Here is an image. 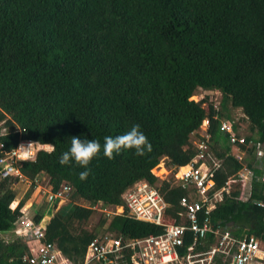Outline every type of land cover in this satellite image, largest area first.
<instances>
[{"label": "trees", "instance_id": "obj_1", "mask_svg": "<svg viewBox=\"0 0 264 264\" xmlns=\"http://www.w3.org/2000/svg\"><path fill=\"white\" fill-rule=\"evenodd\" d=\"M211 92L220 94L218 106L210 95L192 100ZM232 110L242 112L234 134L246 127L240 149L263 164L264 154L255 152L260 144L264 153V0H0V157L20 141L55 147L17 167L29 187L42 178L53 191L71 187L70 203L56 211L54 204L47 217L44 200L32 217L44 227L45 241L71 264L82 263L98 235L123 240L163 232V226L127 215L106 221L80 206L120 205L138 181L153 185L165 200L163 225L184 222L179 201L188 192L174 175L196 155L194 137L204 121L214 161L206 157L198 166L214 182L210 196L221 191L243 168L230 153V135L218 131ZM134 124L151 152L124 150L108 159L101 151L85 181L75 162L59 163L72 137L103 145L106 136L124 134ZM161 163L171 171L169 182L152 173ZM262 168L247 164L245 199L221 191L210 200L213 229L264 244ZM17 180L0 178V264H24V245L2 238L24 216V201L12 205L10 186ZM185 242H193L190 234ZM214 243L207 234L194 245L208 251ZM118 264L133 263L126 253ZM209 264H231V255L216 253Z\"/></svg>", "mask_w": 264, "mask_h": 264}, {"label": "built area", "instance_id": "obj_2", "mask_svg": "<svg viewBox=\"0 0 264 264\" xmlns=\"http://www.w3.org/2000/svg\"><path fill=\"white\" fill-rule=\"evenodd\" d=\"M233 126L234 124L228 120L220 121L218 131L221 134L230 135L229 142L238 152L235 158L238 161H243L240 155L244 156L246 153L240 149V145L245 144V139L234 134ZM207 127L208 122L204 121L196 134L202 139L194 137L196 155L185 166L179 167L174 175L175 184L188 192V195L179 201L184 222L163 225L162 217L167 204L159 191L145 180L138 181L129 187L122 194L120 205H105L101 202L92 205L80 204V206L100 214L106 221L117 216L127 215L138 221L164 227L161 234L143 238L122 240L108 233L98 235L88 244L81 264H118L120 258L122 259L123 254L126 253L133 264H209L216 253L231 255V264H253L256 260H264V244L258 239L251 236L240 240L229 231L213 229L210 224V200L219 199L221 191L228 192L227 187L231 181L238 178L247 180V178L243 172L245 169L242 168L225 183L221 191L210 196L214 182L198 166L209 156L207 153L209 139ZM21 144L25 146L34 144L30 155H22L16 151ZM44 147L35 142L20 141L14 149L3 153V156L0 157V178L13 177L21 182L27 181L20 173L17 164L22 161L34 160L36 154L44 150ZM256 151L258 156H263L260 144L257 145ZM157 169L152 171L153 175L169 182L168 177L163 178L156 175ZM35 183V188L39 189L43 199L50 205L71 202V187L68 184L53 191L47 183L40 185L39 180H36ZM8 233L13 234L15 238L7 242L19 241L24 245V253L21 255V261L24 264H71L52 244L45 241L44 227L34 223L32 218L24 215L15 228ZM187 234L192 236V243L185 242ZM207 234H212L215 237L214 245L208 251L196 249L195 241L204 239ZM182 248L184 249L181 250Z\"/></svg>", "mask_w": 264, "mask_h": 264}, {"label": "clouds", "instance_id": "obj_3", "mask_svg": "<svg viewBox=\"0 0 264 264\" xmlns=\"http://www.w3.org/2000/svg\"><path fill=\"white\" fill-rule=\"evenodd\" d=\"M33 145L25 146L21 144L16 151L22 155H30ZM43 146H46L50 151L55 150V147L51 144H44ZM124 150H135L138 156H143L146 152L152 151V145L141 131L139 124H134L128 131L119 136H106L103 145L95 139L88 140L72 137L70 139V147L61 154L59 163L61 165H70L75 162L76 165L84 169V171L80 172L79 178L85 181L91 175L89 165L94 158L100 155L101 151H103L105 157L113 159L114 155H119Z\"/></svg>", "mask_w": 264, "mask_h": 264}, {"label": "rangeland", "instance_id": "obj_4", "mask_svg": "<svg viewBox=\"0 0 264 264\" xmlns=\"http://www.w3.org/2000/svg\"><path fill=\"white\" fill-rule=\"evenodd\" d=\"M204 95H210V98L215 103V105L216 106L219 105L220 94L218 92H211V93H207V94L201 93L197 96L192 97V100L198 101V100L202 99L204 97ZM231 112H232V114L228 120L234 124V123H236L238 118L242 117V112L240 110H232ZM245 130H246V127L241 125L239 127V130L236 131V133L240 137H243ZM229 145L231 147L230 153L232 155L236 156L238 154L237 149L233 145H231L230 142H229ZM207 148H209V146H207ZM43 149L46 151H50L46 146ZM207 153H208V151H207ZM255 153L257 154V151ZM208 155H209L208 159H210L211 161H214L213 157L209 153H208ZM240 156L243 159V161H241V162H243V168L245 169V171H243V172H245L244 176H246L247 180L235 179V180L231 181L227 187V191L228 192L233 191L235 193L236 192L239 193L241 191L242 184L244 183L245 184L244 185L245 191L243 190L242 194L245 192V194L247 196L248 190H249V182L251 180V172H249L247 170V164L251 162V163H253V165H257L258 167L263 166L262 169L264 171V165H263L264 163L263 164L262 163L257 164L255 161L257 159V157H253V156L249 157L247 154H245L244 156L243 155H240ZM160 165L161 166L157 167L158 169L156 170V175L162 176L163 178H165V177L169 178L171 171L167 170L163 163H161ZM174 168L175 167H172V169H174ZM263 178H264V172H263V176L261 177V179H263ZM169 180H170V178H169ZM39 183H40V185H46L47 178H42L39 181ZM10 187L12 188V190L15 192V195H16L15 198L12 200V205L15 206L19 201H24L26 203V205L23 209L24 215L26 217H29V218L34 217L36 210L39 207H41L43 205V202H44V199L41 196V194H38V198H36L34 196L36 193H40L39 189L29 187V183L27 181L21 182V180H19V179L17 180V182H13ZM37 191H39V192H37ZM33 200L35 201V203H33ZM67 204L68 203L56 204V208H54V211L58 210L60 207H63ZM49 206H50L49 209L47 211H45V214H46L45 216H47V217H49L53 213V207H52L53 205H49ZM97 218H98L97 216H94V219H97ZM92 224H93V222H92ZM2 238L4 239V241H11L15 237L11 233H4L2 235Z\"/></svg>", "mask_w": 264, "mask_h": 264}, {"label": "crops", "instance_id": "obj_5", "mask_svg": "<svg viewBox=\"0 0 264 264\" xmlns=\"http://www.w3.org/2000/svg\"><path fill=\"white\" fill-rule=\"evenodd\" d=\"M244 183L242 184V189H241V191L239 192V194H238V197H240V198H246L247 196H246V194H245V192L242 194V191L244 190ZM245 191V190H244ZM229 193V192H228ZM242 194V195H241ZM257 261V260H256ZM256 261L253 263V264H256Z\"/></svg>", "mask_w": 264, "mask_h": 264}]
</instances>
